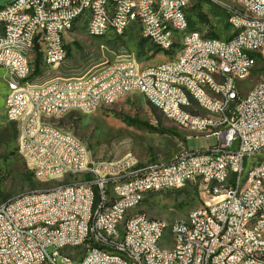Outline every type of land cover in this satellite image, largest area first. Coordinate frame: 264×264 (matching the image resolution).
<instances>
[{"label": "built area", "instance_id": "2783aa9c", "mask_svg": "<svg viewBox=\"0 0 264 264\" xmlns=\"http://www.w3.org/2000/svg\"><path fill=\"white\" fill-rule=\"evenodd\" d=\"M242 8L230 10V18L235 26V41L215 37L210 43L196 41V33H186L184 19H180V3L186 0H163L159 7H148V0H17L11 14L0 15V67L9 64L14 67L13 95L18 99V109L8 108L5 116L19 126L21 119H29V126L38 116H22L21 106L31 104L24 100L18 72L28 71L18 53L8 51L11 39H31L38 45L43 62L48 67L59 64L60 40H66L68 17L72 11L87 16L88 7H95L94 21H88L87 29L103 37V20L116 19L118 35L125 22V11L143 7L150 12L147 19V37H143L159 48L169 52V31L178 29L183 37H190V49L185 53H175L170 66L136 65L109 61L119 66L114 79H123L120 91H105L94 87V97L76 98L73 91V77L53 76L47 78L42 111L54 113L57 108L72 110L80 103H91L96 111L105 105V100L116 94L140 93L151 104H162L166 111L192 122L199 128L210 125L217 142L203 150H183L171 161L141 164L129 154L116 160L115 166H107V160L91 162L88 147L68 132V138H75L83 146L84 160L80 175H73V169L65 165L63 152L50 140V136L37 138L20 130L19 138H25V146L33 149L60 151L55 160L53 175L57 168H65L67 179L61 180L56 191H32L17 195L2 202L0 208V264H126L119 261L117 250L129 254L133 264H264V166L254 170L252 181L246 182L244 195L234 191L235 177L230 190L222 191V175L230 168L240 167L247 157L260 156L264 152V82L260 90H254L239 105L231 108L227 123H219L223 99L237 98L240 86L239 75L242 68L252 58L244 57V48L261 51L264 58V0H241ZM121 2L122 12L113 10V3ZM9 4V3H7ZM22 6L34 7V16L18 19L15 9ZM157 12H166L169 24L157 19ZM135 18V25L137 16ZM242 21H251L253 31L242 28ZM213 51H221L233 59L236 76H228L226 81L210 78L214 68ZM68 56V53H67ZM222 68H225L222 64ZM182 69L197 71V79L180 78ZM262 71V69H255ZM108 72V71H107ZM105 73V72H103ZM254 73V72H252ZM87 77L83 84H90ZM49 83H57L56 91H48ZM176 84L189 85L204 101L202 111H210V119L185 117V97L176 91ZM47 124V123H45ZM51 126V131L58 130ZM25 146H18L19 152ZM74 156L75 153H74ZM31 161H34L31 158ZM32 174L45 175V165L29 168ZM98 164H105V172H98ZM52 175H50V181ZM179 182L193 184L199 182L204 190L203 209H192L184 217L173 222L149 218L145 214H132V202H143L151 192L179 189ZM110 183H118L120 198L109 197ZM100 198H108L107 206H99ZM262 212L259 223L242 228L245 214ZM132 214V215H131ZM170 233H184V241L178 246L157 248V239ZM52 248V251L50 249ZM83 248V252L80 249ZM76 260V262H73Z\"/></svg>", "mask_w": 264, "mask_h": 264}, {"label": "rangeland", "instance_id": "374dc122", "mask_svg": "<svg viewBox=\"0 0 264 264\" xmlns=\"http://www.w3.org/2000/svg\"><path fill=\"white\" fill-rule=\"evenodd\" d=\"M12 1L0 0V6ZM232 7L234 4L228 0H191L187 10L190 25L186 33L199 31L205 37L232 38L235 33L229 21ZM86 26V22H79L75 29L66 35L67 53H69L56 67L46 66L41 58L39 72L35 73L38 58L37 49L33 50L29 56L30 68L33 72L23 85L39 84L53 76L83 75L99 64L114 61L121 55H128L145 67L168 62L175 53L182 52L180 46H174L169 50V54L162 52L151 42L143 39L138 23L130 25L122 35L114 34L110 29L103 37L88 34ZM262 67V64H259L256 69ZM252 72L246 78L239 80L238 89L243 95L249 93L261 79V72ZM7 86L6 71L1 68L0 203L7 202L22 193L45 189L58 182L53 179L38 180L29 171L25 158L18 150L22 120L19 130L17 123L8 121L5 116L3 103L5 99L7 106L10 93L9 88L7 91ZM52 122L77 137L95 158L107 161L118 160L126 154H131L136 155L143 165L164 163L173 160L183 150L184 145L189 150L198 151L217 142L213 135L195 134L179 129L163 115L161 110L158 114L154 113L147 99L137 92L127 94L94 112L73 111L60 118L53 117ZM253 159H264V153ZM29 168L33 167L29 165ZM205 198V192L199 182L187 186L185 184L179 189L148 193L132 214H145L149 218L164 219L171 223L186 216L193 208L202 207ZM166 235H170V229L166 231ZM83 250L80 249L82 252Z\"/></svg>", "mask_w": 264, "mask_h": 264}, {"label": "bare ground", "instance_id": "6f19581e", "mask_svg": "<svg viewBox=\"0 0 264 264\" xmlns=\"http://www.w3.org/2000/svg\"><path fill=\"white\" fill-rule=\"evenodd\" d=\"M112 1V0H105ZM234 4L231 10H238L242 8L241 0H228ZM163 0H148V7H159L161 6ZM44 3H52V0H44ZM191 0H186V2L180 3V19H184V25L186 29L189 28V20L187 15V10ZM12 6H17V0H13L4 6H0V15L11 14ZM113 10L115 12H122L121 2L113 3ZM137 16L136 23L140 25L142 35L147 37V19H150V12H146L143 7H134L131 9H126L125 11V22L119 30V35H122L127 31L130 25L135 24V18ZM15 16L18 19H28L34 16V7L22 6L15 9ZM95 18V7H88L87 16H82L79 11H72L68 17L67 34L72 32L79 22L94 21ZM157 19L162 24H169V17H167L166 12H157ZM230 24L232 28L235 29L233 19L230 18ZM242 28L246 31H253V23L251 21H242ZM112 30L114 34L118 35V26H116V19L103 20V36L108 34L109 30ZM88 34L93 36H98L93 30L87 29ZM197 31H188L187 33H195ZM178 29H170L169 31V50L174 46H180L182 52H188L190 49V37H183ZM215 39L212 36H204L199 32L196 33V41L199 43H210ZM226 41H235V34L230 39ZM38 45L33 43L31 39H11L8 43V51L18 53L23 59L26 69L31 71L30 68V53L37 49ZM39 49V48H38ZM67 56V43L66 40H60V52H59V64L66 59ZM244 57L252 58V62L247 63V68H242L239 80L246 78V76L255 71L259 64H262L261 79L256 83L255 87L246 95H243L237 91V98L223 99L221 104V112L219 114V123H227V116L231 115V108L239 105V100H245L246 96L250 95L254 90L261 89V83L264 82V58L261 51H255V48H244ZM214 68L217 71H210V78H216V81H226L228 76H236V69L233 68V59L228 55H221V51H213ZM117 63H125V55H121L116 59ZM222 64L225 68H222ZM136 61L126 55V66H134ZM158 66H170V61L157 64ZM6 71V80L10 93L7 98V107L11 109H18V99L13 95L12 84L9 81L11 77H14V67L9 66V64H2L1 67ZM108 71V72H107ZM105 72V73H103ZM119 73V66L116 64H111L109 61L99 64L95 69L79 76H73V91L76 93V98H84V93L86 97H94V87L98 89H105V91H120L123 87V79H114L113 75ZM30 73L18 72L17 80L21 81V90L24 93V100L31 102V104H24L21 106L22 116H30L31 114L38 116L40 122H36L29 126V119H23L21 124V130H27V134H35L37 132V138H45V136H50V140H54V144L63 152V157H65V165H69V169H73V175H80L81 173V163L79 160H84V150L80 143L75 141V138H68V132L63 130L61 127L57 126L52 122L53 117L60 118L64 114L81 111L90 113L91 103H80V106H74L72 110H67L64 108H57L54 113H47V111H42L45 107V100H38V95H44V88H37V93L35 90H31L33 87H46L47 79L39 84H26L23 85L25 80L28 78ZM87 77L94 80H90V84H83V81ZM180 78L187 79H197V71L191 69H182L180 71ZM57 83H49L48 91H56ZM176 91H180L182 96L185 97V103L187 106L185 108V117L194 119H210V111H202L199 108H204V101L197 96L196 91L190 88L189 85L176 84ZM125 96V94H116L112 98L105 100V105L114 103L119 98ZM157 107L163 115L172 121L175 125L190 131L195 134H210L211 126L202 125L200 128L197 125H192V122L186 121L184 118L178 117L175 114H170L166 111V106L162 104H152ZM47 123V124H45ZM54 125L58 130L51 131V126ZM72 135V134H71ZM188 136V135H187ZM18 146H25V138H19ZM60 151L58 150H47V149H33L32 146H25V150L21 152L26 161H29V165L33 168H37V165H45V175H40V179L50 180V175L54 181H58L56 184L46 187L45 189L35 190V191H56L60 188L61 180L67 179V172L65 168H57L56 175H53V167H55V160L60 158ZM74 153L76 156H74ZM261 152L260 154H263ZM88 155H90L91 162L100 163V160L95 158L88 149ZM131 155V154H129ZM135 160H139L135 155H131ZM33 158L34 161H31ZM255 156L247 157L240 167V173L237 174V168H230L229 171H224L222 175V191H229L232 177H235L234 191L237 195H244V189L246 182L252 181V173L254 170H260L261 166H264V159L255 160ZM253 160V161H252ZM252 161V162H250ZM116 160L107 161V166H115ZM98 172H105V164H98ZM38 178V174H34ZM51 179V180H52ZM186 182H179V188L185 185ZM109 197L120 198V191L118 190V183H110ZM142 202H132L131 210H134ZM108 198H100L99 206H107ZM0 208H2V203H0ZM194 209H203L202 207H196ZM262 219V212H253L252 214H245L242 219V228H249L253 223H259ZM184 241V233H170L169 236H161V239H157V248H165V244L169 246H178ZM117 257L119 261L126 262V264H133V261H129V254H124V250H117ZM172 264H179V260H172Z\"/></svg>", "mask_w": 264, "mask_h": 264}, {"label": "trees", "instance_id": "16d2710c", "mask_svg": "<svg viewBox=\"0 0 264 264\" xmlns=\"http://www.w3.org/2000/svg\"><path fill=\"white\" fill-rule=\"evenodd\" d=\"M144 40H147V39H145V38H143ZM37 67H36V69L34 70V72L35 73H37V72H39V61H40V59L42 58V56H41V53L39 52V50H38V47H37ZM69 53V52H68ZM150 106H151V108H152V110H153V112L154 113H156V114H158L159 113V109L157 108V107H155L154 105H152L151 103H150Z\"/></svg>", "mask_w": 264, "mask_h": 264}, {"label": "crops", "instance_id": "0c3cea01", "mask_svg": "<svg viewBox=\"0 0 264 264\" xmlns=\"http://www.w3.org/2000/svg\"><path fill=\"white\" fill-rule=\"evenodd\" d=\"M0 70H1V68H0ZM3 70V69H2ZM7 91H8V86H7ZM8 93V92H7ZM7 93H6V95H7ZM5 98H6V96H5ZM3 104H5V99H4V103ZM21 120H23V119H21ZM170 121V120H169ZM173 123V122H172ZM174 124V123H173ZM175 125V124H174ZM175 126H177V125H175ZM178 127V126H177ZM179 129H181V130H183V131H187V130H185V129H183V128H180V127H178ZM136 156V155H135ZM137 157V156H136ZM138 158V157H137Z\"/></svg>", "mask_w": 264, "mask_h": 264}]
</instances>
